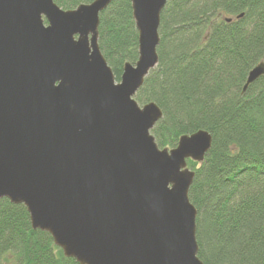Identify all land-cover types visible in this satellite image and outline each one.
Listing matches in <instances>:
<instances>
[{
    "label": "water",
    "instance_id": "water-1",
    "mask_svg": "<svg viewBox=\"0 0 264 264\" xmlns=\"http://www.w3.org/2000/svg\"><path fill=\"white\" fill-rule=\"evenodd\" d=\"M114 1L0 0V200L23 204L79 264H204L188 160L202 163L213 137L160 148L162 109L135 99L159 63L169 0H131L139 57L120 81L99 46ZM262 76L264 61L243 92Z\"/></svg>",
    "mask_w": 264,
    "mask_h": 264
},
{
    "label": "trees",
    "instance_id": "trees-1",
    "mask_svg": "<svg viewBox=\"0 0 264 264\" xmlns=\"http://www.w3.org/2000/svg\"><path fill=\"white\" fill-rule=\"evenodd\" d=\"M71 10L94 0H54ZM159 63L135 99L155 102L163 117L152 130L160 148L183 135L211 133L189 198L198 211L204 264H264V76L245 92L264 61V0H169L161 15ZM131 0L100 14L99 46L120 81L139 57ZM79 264L45 231L32 228L23 204L0 200V264Z\"/></svg>",
    "mask_w": 264,
    "mask_h": 264
},
{
    "label": "rangeland",
    "instance_id": "rangeland-1",
    "mask_svg": "<svg viewBox=\"0 0 264 264\" xmlns=\"http://www.w3.org/2000/svg\"><path fill=\"white\" fill-rule=\"evenodd\" d=\"M9 264H16L15 262L9 263Z\"/></svg>",
    "mask_w": 264,
    "mask_h": 264
}]
</instances>
